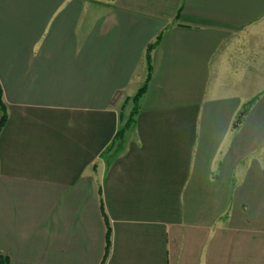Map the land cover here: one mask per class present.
Masks as SVG:
<instances>
[{"label":"crops","instance_id":"1","mask_svg":"<svg viewBox=\"0 0 264 264\" xmlns=\"http://www.w3.org/2000/svg\"><path fill=\"white\" fill-rule=\"evenodd\" d=\"M262 54L264 0H0V254L264 264Z\"/></svg>","mask_w":264,"mask_h":264},{"label":"trees","instance_id":"2","mask_svg":"<svg viewBox=\"0 0 264 264\" xmlns=\"http://www.w3.org/2000/svg\"><path fill=\"white\" fill-rule=\"evenodd\" d=\"M181 8H179L174 16V20H177L180 15ZM162 32H160L154 40L148 42L145 48V54H144V59H145V65H146V77L144 79L143 84L140 86V88L137 90V92L130 98L133 102V107L131 108L129 115L125 122L118 128V130L115 133V139L119 140L123 136L125 130L130 126V124L133 121L134 115L137 113L138 110V100L141 97V95L145 92L147 85L150 80L151 76V70H152V63H151V55H152V50L154 47L157 45V43L160 40ZM129 100L126 99L125 102ZM252 103V100L245 102L241 108L236 112L234 115V118L231 123V127L235 128L239 126V124L243 121L246 112L248 111L250 105ZM7 118V112H6V104L3 99V93H2V88L0 85V130L2 126L4 125L5 121ZM102 215L104 218V223H105V248H104V254L101 260V264H104L109 253L110 245H111V227L109 220L107 216L105 215V212L102 208ZM0 264H9V258L7 255L0 254Z\"/></svg>","mask_w":264,"mask_h":264},{"label":"rangeland","instance_id":"3","mask_svg":"<svg viewBox=\"0 0 264 264\" xmlns=\"http://www.w3.org/2000/svg\"><path fill=\"white\" fill-rule=\"evenodd\" d=\"M262 58L264 59V54H262ZM260 72H262V71H260ZM144 75H145V70H142L141 73H139L137 76H139V79H140ZM260 83H258V85H246V86L244 85V89H245V91H248L249 93H251L253 91V89H255L259 86ZM131 107H132V105L130 106L129 110L131 109Z\"/></svg>","mask_w":264,"mask_h":264}]
</instances>
